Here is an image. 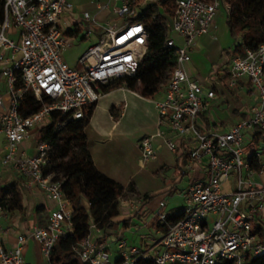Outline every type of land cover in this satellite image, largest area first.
I'll return each instance as SVG.
<instances>
[{
    "label": "built area",
    "instance_id": "built-area-1",
    "mask_svg": "<svg viewBox=\"0 0 264 264\" xmlns=\"http://www.w3.org/2000/svg\"><path fill=\"white\" fill-rule=\"evenodd\" d=\"M109 1L115 2L114 14L124 23L102 27L98 42L88 47L78 67L72 68L63 58V49L68 46L67 29L76 12L71 0H0V49L10 51L13 57L22 56L2 69L7 82V97L0 95L2 165L14 168L56 203L48 223L31 233L48 261L55 244L74 227L73 208L63 193L62 182L53 174H45L50 143L38 137L34 155L20 154V146L49 124L54 111L67 115L68 120L83 119L85 109L102 99L103 86L136 75L151 38L145 25L133 18L147 3L157 5L164 0ZM108 7L99 5V10ZM222 7L228 13L225 0H176L171 29L183 43L179 46L174 39L167 43L176 49L177 64L161 94L153 99L160 130L139 142L141 163L157 157L158 139H164L175 155L184 156L182 144L189 148V163L196 166L191 168L195 174L185 192L183 217L168 225L161 236L150 239L145 250L128 247L119 239L118 261L111 258L105 231L92 224L90 235L75 247L82 263L137 264L139 260H151L154 264H248L264 255V44L247 48L231 60L225 74L226 87L234 91L241 80H246L244 90L257 100L246 118L226 132L199 130V116L208 111L219 92L216 86L205 89L186 71L195 42L217 27ZM81 15L80 21L96 22L87 11ZM77 28L82 29L83 24L79 22ZM93 33L91 28L83 35L91 37ZM28 93L40 102L47 98L49 103L24 117L20 105ZM129 203L135 206L136 201ZM166 205L162 200L155 214L164 225ZM7 215L0 203V264H29L23 258L25 236H19L12 249L4 245L1 220Z\"/></svg>",
    "mask_w": 264,
    "mask_h": 264
},
{
    "label": "crops",
    "instance_id": "crops-1",
    "mask_svg": "<svg viewBox=\"0 0 264 264\" xmlns=\"http://www.w3.org/2000/svg\"><path fill=\"white\" fill-rule=\"evenodd\" d=\"M147 6H149L148 3L143 8ZM220 14L221 12L217 27L210 34L200 37L195 42L191 50V61L187 64L186 71L191 79L203 84L205 89L217 87L219 97L208 109L212 124L210 130L226 132L231 125L246 118L257 97L255 96L252 105H241L235 99V90L232 91L226 87L225 74L235 56L232 53L235 40L229 31L227 12L225 17ZM77 24L70 22L67 29L69 31L66 33L68 46L63 49V58L72 68L78 67L81 57L91 46L75 43V38L80 37L81 42L90 38L83 35L82 29L77 28ZM10 37L16 36L10 34ZM172 38L179 46L182 45L183 41L178 35L177 37L172 36ZM1 55L3 60L0 59V82H5L7 88L2 69L5 65L11 66L12 61L16 60V56L13 57L10 51L0 49ZM3 61L4 64H2ZM247 84L246 80H241L237 89L245 91L243 87ZM159 130V116L153 100L143 98L126 86L103 94L86 127L85 133L89 150L97 169L125 187L122 197H132L129 200L136 201L135 206L130 204L129 200H125L126 203H121V206L125 207L119 208L120 216L127 217L128 220H118L119 222L106 234L113 261H118L120 258V249L117 243L119 239H123L128 247H139L145 250L148 248L150 239L161 236L165 230L162 227L164 224L155 217L162 200L146 203L145 197L153 196V194L144 191L142 183L137 180L143 172H146V166L150 162H140L139 142L143 137L156 135ZM38 133H34L29 141L21 144L20 154H35ZM128 141H132L131 145H128ZM159 141L166 144L164 139H158L155 145L157 150ZM2 157L3 147L0 139V188L14 185L12 194L21 193L25 207L24 212L8 213L1 220L4 245L7 249L14 248L17 238L23 235L27 239L23 251L24 260L29 264H50L43 256L40 244L31 237V233L36 227H43L48 223L50 211L56 207V203L47 199L37 186H31L29 180L14 168L4 167ZM182 158L185 159L186 164L189 163L186 156ZM178 159L176 158V160ZM184 175L185 173L182 174V176ZM177 183V181L174 182L175 185ZM130 185H132L131 191ZM39 208L41 209L39 210ZM165 212L167 215H182L177 209L166 210V207ZM124 222H127V226L124 225Z\"/></svg>",
    "mask_w": 264,
    "mask_h": 264
},
{
    "label": "trees",
    "instance_id": "trees-1",
    "mask_svg": "<svg viewBox=\"0 0 264 264\" xmlns=\"http://www.w3.org/2000/svg\"><path fill=\"white\" fill-rule=\"evenodd\" d=\"M228 8V27L235 40L233 55H243L245 49H257L264 44V0H225ZM176 11V0H164L157 5L143 8L133 18L141 22L150 33L151 44L135 76H126L113 80L102 87L103 93L126 86L146 99L157 98L177 64V52L167 43L172 38L171 20ZM239 39H241L240 42ZM230 54V53H229ZM18 88L22 86L19 74ZM221 93V92H220ZM43 102L37 101L31 93L24 95L20 112L24 117L42 110ZM97 103L85 109V117L79 120H68L60 111L51 114L49 124L43 126L38 136L41 141L50 143L49 165L46 175L53 174L56 181L62 182V190L70 201L73 212L72 231L59 240L50 255V264H84L75 252V247L90 235L92 224H97L108 233L119 221L120 199L125 187L100 172L91 156L87 135L85 133ZM198 128L201 132L212 128L208 111L199 116ZM184 156L189 159V148L182 144ZM179 158V155H176ZM130 191L132 185L129 186ZM14 185L0 188V203L8 213L24 212L23 196L13 193ZM155 196H146L147 203ZM41 208H39L40 210ZM182 215H168V225L179 221ZM127 226V222H124ZM137 264H154L151 260H139ZM248 264H264V255L251 259Z\"/></svg>",
    "mask_w": 264,
    "mask_h": 264
},
{
    "label": "rangeland",
    "instance_id": "rangeland-1",
    "mask_svg": "<svg viewBox=\"0 0 264 264\" xmlns=\"http://www.w3.org/2000/svg\"><path fill=\"white\" fill-rule=\"evenodd\" d=\"M73 5L76 8L75 16L72 17L71 23L83 24L82 31H86L94 28V33L92 36L81 42L80 37L75 38L76 44H84L86 46L92 45L98 42V37L103 33L102 27L107 24H119L124 23V19L118 18L114 14L115 2L109 0H71ZM108 8L98 9V5L106 6ZM89 12L93 18L96 19V22L93 21H80L81 14L83 12ZM223 17L226 15L225 9L222 7L220 10ZM139 13V12H138ZM172 36L177 37L175 33H172ZM239 39L238 42H240ZM21 55L16 56V60L21 59ZM1 95L7 97V88L5 82H0ZM235 99L241 105H252L255 95L251 96L246 93V91L235 90ZM35 139V138H34ZM33 139V140H34ZM35 141V140H34ZM132 141H128V145H131ZM159 148L157 152V157L155 160L150 161L146 166V172H143L139 177L138 181L142 183V189L148 193L153 194L151 202L160 200H165L167 202L166 210L177 209V211L183 213L186 208L185 192L187 191L190 181L194 178V172L191 168H195V164H186L185 159L182 158V153L179 156V159L176 160V155L164 144L163 141L158 142ZM133 146V145H132ZM183 173H186L182 176ZM178 182L177 185L174 182ZM173 189V190H172ZM228 187H224V191H227ZM234 189V188H233ZM132 197H122L120 199V208L125 207L121 206L122 201H128ZM118 220H128L127 217L120 216ZM111 242V241H110Z\"/></svg>",
    "mask_w": 264,
    "mask_h": 264
}]
</instances>
